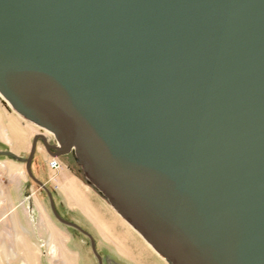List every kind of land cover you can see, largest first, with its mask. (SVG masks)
Instances as JSON below:
<instances>
[{"label":"water","instance_id":"1","mask_svg":"<svg viewBox=\"0 0 264 264\" xmlns=\"http://www.w3.org/2000/svg\"><path fill=\"white\" fill-rule=\"evenodd\" d=\"M0 95L95 254L38 139L169 264H264V0H0Z\"/></svg>","mask_w":264,"mask_h":264},{"label":"rangeland","instance_id":"2","mask_svg":"<svg viewBox=\"0 0 264 264\" xmlns=\"http://www.w3.org/2000/svg\"><path fill=\"white\" fill-rule=\"evenodd\" d=\"M21 119L0 99V149L19 157L0 155V224L3 228L0 231V264H96L88 238L54 217L44 191L27 175L23 159L28 156L33 137L43 134L47 141H53V137ZM11 121L24 130L26 145H16L6 127ZM35 145L31 160L33 171L53 190L55 205L62 217L78 223L92 236L96 247L109 258L107 264H163L137 237L139 243L124 245L123 240L130 239L129 228L122 226L115 215H109L105 203L84 181L69 175L67 164L76 168L70 154L58 157V163L53 165V157L45 153L42 143L36 141ZM16 146L19 149L14 150ZM15 217L30 232L35 251L33 260L26 246L11 242L16 232L10 229ZM138 250L143 257L132 253Z\"/></svg>","mask_w":264,"mask_h":264},{"label":"bare ground","instance_id":"3","mask_svg":"<svg viewBox=\"0 0 264 264\" xmlns=\"http://www.w3.org/2000/svg\"><path fill=\"white\" fill-rule=\"evenodd\" d=\"M0 99H1V101L8 107V108H10L11 110H14L5 100H4V98L0 95ZM15 111V110H14ZM16 112V111H15ZM16 114H17V116L18 117H20V118H23L21 115H19L17 112H16ZM24 119V118H23ZM23 119H21V120H23ZM24 120H26V119H24ZM23 120V121H24ZM28 121V120H27ZM29 123H32V122H30V121H28ZM33 125H35L34 123H32ZM37 126V125H36ZM6 127H8V130H9V132H10V135L13 137V139H14V141H15V143H16V145L17 146H19V147H21V145H26L27 144V139H26V136H25V132H24V130H21V128H19L18 126H17V123H16V125L14 124V121L12 122H9L8 123V125L6 126ZM39 127V126H38ZM40 129H42V130H44V132L46 133V134H50V135H52L50 132H48V131H46L45 129H43V128H41V127H39ZM14 147V150H16V149H19L18 147ZM44 149V148H43ZM74 161V160H73ZM75 162V161H74ZM75 165H76V168L75 169H72L68 164H67V166H66V168H67V171H68V173H69V175H71V177H74V178H77V179H80L81 181H84V179H83V177H82V175H81V173H80V171H79V166L77 165V163H75ZM31 171H32V173L34 174V176H36L37 177V175L34 173V171H33V165H32V167H31ZM41 180V179H40ZM42 181V180H41ZM85 183H86V181H84ZM87 184V183H86ZM88 185V184H87ZM88 187L91 189H89L91 192H93V193H95L100 199H101V201L102 202H104L105 203V205H106V208L108 209V213H110L109 215H115L116 216V218H117V220H118V222L122 225V226H125V227H127V228H129L128 230H129V233H130V239H127V240H123L124 241V245L126 246V247H128V246H133V245H135L138 241L136 240V237L137 238H139L145 245H146V247H148V250L150 249L159 259H160V261H162V263L163 264H169L163 257H161L142 237H141V235L135 230V229H133L122 217H121V215L118 213V212H116L109 204H108V202L99 194V193H97V191H95L94 189H93V187L92 186H90V185H88ZM53 195V197H54V194H52ZM55 200V199H54ZM55 202V201H54ZM56 204V203H55ZM56 209L58 210V207H56ZM58 212H59V210H58ZM60 213V212H59ZM62 216V215H61ZM79 225V224H78ZM81 227V226H80ZM82 228V227H81ZM118 236V235H117ZM131 237H133V238H131ZM139 243V242H138ZM133 254H138V255H140L141 257H143V253L141 252V251H134V252H132Z\"/></svg>","mask_w":264,"mask_h":264},{"label":"crops","instance_id":"4","mask_svg":"<svg viewBox=\"0 0 264 264\" xmlns=\"http://www.w3.org/2000/svg\"><path fill=\"white\" fill-rule=\"evenodd\" d=\"M30 208H29V214H30ZM32 218V214H30ZM1 223V221H0ZM2 224V223H1ZM0 224V231L3 230ZM10 229H15L14 236L12 238V243H15L17 245H22L27 247V253L31 260L35 258L34 254V245L33 240L31 238L29 230H27V227H25V224L22 221L17 220V217H15V222H13V225L10 227Z\"/></svg>","mask_w":264,"mask_h":264},{"label":"flooded vegetation","instance_id":"5","mask_svg":"<svg viewBox=\"0 0 264 264\" xmlns=\"http://www.w3.org/2000/svg\"><path fill=\"white\" fill-rule=\"evenodd\" d=\"M49 140V139H48ZM37 141H40V139H38ZM41 142V141H40ZM49 142V145H52L54 142L52 141V140H49L48 141ZM42 143V142H41ZM44 148V147H43ZM0 151H2L1 149H0ZM44 151H45V149H44ZM51 151H55V150H53V149H51ZM45 153L47 154V155H49V153H47L46 151H45ZM50 156V155H49ZM64 156V155H63ZM31 167H32V165H31ZM35 173V172H34ZM34 175V174H33ZM36 177V176H35ZM30 178V177H29ZM37 179H39L38 177H36ZM40 180V179H39ZM41 181V180H40ZM45 186H46V188L49 190V192L51 193V197H52V201H53V205L55 206V209H56V205H55V202H54V198L55 197H53V195L52 194H54L53 193V190L46 184V183H44L43 181H41ZM43 190V189H42ZM44 191V190H43ZM44 193H45V195H46V197L48 198V203H49V207H50V202H49V197L47 196V194H46V192L44 191ZM55 196V195H54ZM29 208H30V205H29ZM50 210H51V207H50ZM59 210V209H58ZM58 210L56 209V211H57V213L61 216V213H59L58 212ZM62 217V216H61ZM75 223V222H74ZM77 225H78V223H76ZM80 226V225H79ZM69 227H71V226H69ZM73 228V227H72ZM73 229H75V228H73ZM83 229V228H82ZM75 230H77L79 233H81L82 235H84V236H86L87 238H88V245H89V248H90V250H91V252H92V254H93V256H94V258H95V261H96V264H107V262H108V260H109V258L106 256V254L104 253V252H102V251H100V249H98L97 247H96V244H95V241H94V239H93V242H94V246H95V251H96V254L93 252V250H92V245H91V240H90V238L87 236V235H85L82 231H80V230H78V229H75ZM83 230H85V229H83ZM86 231V230H85ZM87 232V231H86ZM88 233V232H87ZM92 237V236H91ZM112 264V263H111Z\"/></svg>","mask_w":264,"mask_h":264},{"label":"built area","instance_id":"6","mask_svg":"<svg viewBox=\"0 0 264 264\" xmlns=\"http://www.w3.org/2000/svg\"><path fill=\"white\" fill-rule=\"evenodd\" d=\"M57 159H58V158H54V157H53V160H52L53 165H56V164L58 163V162H57Z\"/></svg>","mask_w":264,"mask_h":264}]
</instances>
